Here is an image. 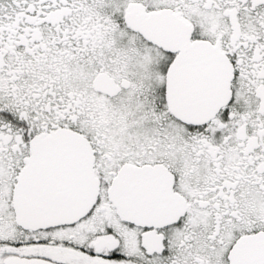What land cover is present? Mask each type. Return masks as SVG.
Wrapping results in <instances>:
<instances>
[{
    "label": "snow or ice",
    "instance_id": "snow-or-ice-1",
    "mask_svg": "<svg viewBox=\"0 0 264 264\" xmlns=\"http://www.w3.org/2000/svg\"><path fill=\"white\" fill-rule=\"evenodd\" d=\"M0 264H264V0H0Z\"/></svg>",
    "mask_w": 264,
    "mask_h": 264
}]
</instances>
